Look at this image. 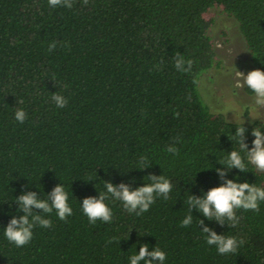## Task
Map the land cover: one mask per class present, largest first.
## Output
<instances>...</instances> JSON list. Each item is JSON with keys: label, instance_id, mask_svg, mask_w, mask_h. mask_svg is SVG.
I'll use <instances>...</instances> for the list:
<instances>
[{"label": "trees", "instance_id": "obj_1", "mask_svg": "<svg viewBox=\"0 0 264 264\" xmlns=\"http://www.w3.org/2000/svg\"><path fill=\"white\" fill-rule=\"evenodd\" d=\"M217 13L236 22L250 63L264 70V0H74L72 8L0 0V264H129L142 244L164 250L165 264H264V202L258 213L238 210L235 227L198 210L180 226L189 195L223 183L217 160L239 148L233 132L243 122L212 111L198 90L201 75L220 63L210 33ZM177 52L195 62L191 74L174 68ZM18 109L27 113L22 124ZM256 125L264 130L261 120L244 122L249 148ZM171 144L179 155L166 151ZM142 155L151 163L138 169ZM248 167L240 182L264 186V173ZM149 174L171 180L167 200L157 197L140 216L109 200L112 222L89 223L84 198L98 197L106 181L142 186ZM58 183L73 214L61 221L53 211L52 227L36 226L27 245L9 242L5 227L23 215L16 196L47 199ZM204 226L245 243L220 255ZM112 237L119 243H108Z\"/></svg>", "mask_w": 264, "mask_h": 264}, {"label": "clouds", "instance_id": "obj_2", "mask_svg": "<svg viewBox=\"0 0 264 264\" xmlns=\"http://www.w3.org/2000/svg\"><path fill=\"white\" fill-rule=\"evenodd\" d=\"M89 0H83V4L87 5ZM50 7L72 8L74 0H48ZM64 47L68 43H63ZM56 47L55 41L49 44L48 50ZM194 61L186 58L181 53L177 52L174 56V68L182 74H191L193 72ZM154 71L163 70V62L153 66ZM239 79L235 84V88H249L254 95V106L264 109V70L256 68L247 72V74L238 70ZM242 80V83L240 82ZM194 83L198 81L194 78ZM52 99L58 108H63L67 104V99L60 94L53 95ZM174 115L179 117V112ZM27 118V113L23 109H18L15 112V119L21 124ZM258 118V117H257ZM247 128L242 125L235 126L233 139L239 145L238 150L233 149L227 151V155L217 160L221 167L215 168L219 174V178L223 181L219 186L209 188L202 195H189L185 203L188 206L189 214L184 217L180 226L187 227L193 222V210H198L209 220H215L221 225L227 223L232 227L239 224L238 210L260 211V204L264 202V186H259L256 183H250L247 180L240 182L239 173L249 172L248 165H252L258 172H264V130L258 128L257 125L251 129V134L254 137L252 147L249 148L246 143ZM232 141V140H231ZM179 142V138H177ZM166 151L173 156L179 155V149L175 144L167 147ZM217 159V158H216ZM151 161L147 156L142 155L139 158L138 169H145L150 166ZM237 169L236 178H227L228 173L233 169ZM149 183H144L142 186L131 188L128 184L120 183L115 185L106 181L105 190L99 192V196H89L83 199L81 203L83 214L87 216L89 223L95 224L97 220L111 223L113 213L107 201L116 200L123 204L124 209L128 213H134L137 216L142 215L150 209V206L155 203L157 197H162L167 200L172 191L173 184L169 178L163 175H147ZM47 199L39 198L37 193L24 192L16 196V202L19 204L17 211L23 212V215L13 216L10 222L5 227V238L13 243L16 247L27 245L33 238V229L36 226L43 228L52 227V220L48 218L49 214L55 211L57 217L61 221H66L73 214V209L68 203V192L61 183H58L51 193H47ZM39 210V211H35ZM203 220L198 219V225H202ZM205 235L207 245L214 246L217 253L220 255L236 254L239 248L245 243L242 238L234 235H218L215 231L207 226L200 228ZM116 241L117 237L109 239L108 243ZM167 253L160 247H155L149 251L147 244H142L139 251L129 256V264H138L144 261V264H165Z\"/></svg>", "mask_w": 264, "mask_h": 264}, {"label": "rangeland", "instance_id": "obj_3", "mask_svg": "<svg viewBox=\"0 0 264 264\" xmlns=\"http://www.w3.org/2000/svg\"><path fill=\"white\" fill-rule=\"evenodd\" d=\"M210 33L220 63L204 72L199 79L198 90L203 100L212 111L221 113L228 120L264 122V109L254 106L255 94L247 87L235 88L238 70L247 74L254 69L236 22L224 13H217Z\"/></svg>", "mask_w": 264, "mask_h": 264}]
</instances>
